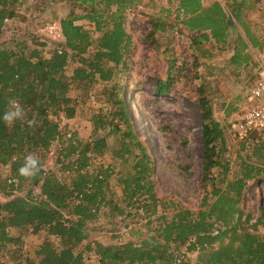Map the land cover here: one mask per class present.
I'll return each mask as SVG.
<instances>
[{"label":"trees","instance_id":"16d2710c","mask_svg":"<svg viewBox=\"0 0 264 264\" xmlns=\"http://www.w3.org/2000/svg\"><path fill=\"white\" fill-rule=\"evenodd\" d=\"M67 1L81 13L72 9L56 23L59 41L48 49L49 55L43 49L50 42L39 34L38 41L33 38L30 45L16 37L0 42V165L9 167L7 177L0 178L4 198L0 201V251L18 239L9 228L30 227L34 232L46 231L59 242L41 243L33 256L19 264H88L82 251L75 248L89 238L88 223L104 207L111 219H144L146 231L136 229L138 239L114 245L94 240L87 243L86 249H93L97 255L94 264H182L178 251L182 246L185 252H197L194 264H264V234L249 230V226H264V218L260 215L251 222L252 215L240 207L247 181L264 178V138L250 134L252 151L249 155L237 154L238 169L231 173L230 161L221 152L227 125L214 119L209 99L200 87L198 102L204 122L201 196L196 210L157 195L148 147L134 128L126 100L116 95L112 102L118 103L117 111H112L109 102L93 116V139L85 143L68 139L58 155L56 164L63 172H72L71 176L63 181L55 171L43 167L51 143L60 134L55 116L62 112L65 118H72L76 114L75 99L67 95L70 83L82 88L90 87L93 81L110 83L113 93L122 79L121 72L127 69L126 56L132 49L124 16L138 0ZM20 2L0 0V31L5 20L18 14ZM255 6V0H228L224 4L213 0L207 6L202 0H178L176 18L164 24L152 19L147 36L152 38L154 31L171 28L180 20L183 27L177 30L184 32L185 28L193 50L207 56L213 48L230 45L231 32L238 24L243 34L236 33L232 40L229 61L247 66L249 47L264 52V31L255 34L244 20L246 12ZM83 19L92 24V29L76 23ZM193 58L197 59L196 55ZM69 63L76 65L67 77L65 67ZM172 75L170 70L165 80L159 81V94L170 90ZM13 98L24 108L25 118L7 126L2 116ZM33 117L38 121L35 128L27 124ZM105 129L108 133L101 134L99 130ZM240 142L248 145L247 141ZM28 153H34L42 165L32 179L17 174ZM104 153L112 154L111 159L100 158L96 170L83 172ZM180 166L185 168L184 164ZM0 264H5L2 259Z\"/></svg>","mask_w":264,"mask_h":264},{"label":"rangeland","instance_id":"374dc122","mask_svg":"<svg viewBox=\"0 0 264 264\" xmlns=\"http://www.w3.org/2000/svg\"><path fill=\"white\" fill-rule=\"evenodd\" d=\"M20 1L18 14L4 21L0 42L16 37V40H23L30 45L33 38L38 41L39 34L50 42L43 49L46 56L49 55L48 49L57 45L59 37L48 34L45 28L58 23L72 9L74 13H81L79 7H74L67 0ZM212 1L202 0V3L207 6ZM219 1L224 4L228 0ZM255 1V8L246 12L244 20L255 34L260 35L264 31V0ZM177 7L178 0H138L133 7L126 9L124 27L131 36L132 49L126 56L128 66L121 72L122 79L117 82V89L112 93L111 84L100 81H93L88 88L76 87L75 83H70L67 95L75 99L76 114L72 118H65L63 113L59 112L55 116L60 134L51 143L43 167L55 171L63 181L67 176H71L72 172H63L60 170L61 165L56 164L58 155L67 145L68 139H79L83 143L93 139V116L99 107H108L109 102L112 111H117L118 103L112 102L116 95L126 100L134 128L148 147L147 154L154 168L152 178L157 195L175 203L179 201L192 210L198 208L201 196L199 177L204 122L198 102V88L206 93L214 119L222 125H227L233 112L243 101L247 86L253 77L251 63L259 51L248 48L250 65L248 63L247 66H236L229 61L232 40L236 33L243 34L238 24L231 32L230 45L225 49L213 48L207 56H201L193 50L185 28L184 32L177 30L178 27H183L180 20L171 28L154 31L152 38L147 36L151 30L152 19L157 18L158 22L167 23L176 18ZM224 8L229 13V9ZM167 9L170 13H167ZM76 23L92 29V24L85 19ZM205 44L202 49H205ZM194 55L197 59L193 58ZM75 65L76 63H69L65 67L67 77H70ZM170 70L174 77L170 90L159 94L156 86L159 81L165 80ZM110 93L112 98H109ZM99 131L101 134L108 133L106 129ZM247 143L248 145H243L240 140L233 138L228 130L225 131L221 152L222 157L230 161L231 173L238 169L237 154L244 156L251 153L252 141ZM111 156L112 154L104 153L103 157L94 159L83 172H93L101 160H110ZM252 161L255 159L252 158ZM181 164H184L185 168H182ZM8 173L9 167L0 165V178H6ZM34 191L37 192V189L34 188ZM23 193L24 191L21 192ZM3 199V194H0V201ZM240 207L244 213L252 215L251 222L260 215L264 218V178L247 181ZM105 212L102 207L98 217L88 223L89 238L75 248L76 251H82L83 259L88 264H94L98 259L93 249H86L87 243L92 244L94 240L104 245H114L129 239H138L139 233L136 229L142 233L146 231L143 226L144 219H111ZM249 230L264 234L262 224L256 229L249 226ZM9 233L18 239L7 243L0 251V259L5 264H19L24 258L33 256L35 248L43 242H59L57 237L47 234L46 231L34 232L30 227L9 228ZM184 249L182 246L178 250L182 253V264H194L197 252H185Z\"/></svg>","mask_w":264,"mask_h":264},{"label":"built area","instance_id":"2783aa9c","mask_svg":"<svg viewBox=\"0 0 264 264\" xmlns=\"http://www.w3.org/2000/svg\"><path fill=\"white\" fill-rule=\"evenodd\" d=\"M45 30L52 36H60L57 24H50ZM227 128L231 136L238 140L248 142L252 133L264 138V52L255 55L254 75Z\"/></svg>","mask_w":264,"mask_h":264},{"label":"clouds","instance_id":"9594fccd","mask_svg":"<svg viewBox=\"0 0 264 264\" xmlns=\"http://www.w3.org/2000/svg\"><path fill=\"white\" fill-rule=\"evenodd\" d=\"M25 110L16 99L8 100L7 110L3 113L2 120L7 126H12L17 120H24ZM31 128L38 126V121L35 117L27 121ZM42 170V165L39 158L34 153H28L23 160L21 166L17 169V174L25 179H32L37 176Z\"/></svg>","mask_w":264,"mask_h":264},{"label":"crops","instance_id":"0c3cea01","mask_svg":"<svg viewBox=\"0 0 264 264\" xmlns=\"http://www.w3.org/2000/svg\"><path fill=\"white\" fill-rule=\"evenodd\" d=\"M251 65H253V75H254L255 60H254V62L251 63Z\"/></svg>","mask_w":264,"mask_h":264}]
</instances>
